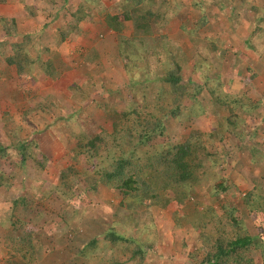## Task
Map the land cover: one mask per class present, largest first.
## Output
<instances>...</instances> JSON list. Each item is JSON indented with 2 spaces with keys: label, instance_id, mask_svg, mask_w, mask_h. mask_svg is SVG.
<instances>
[{
  "label": "trees",
  "instance_id": "trees-1",
  "mask_svg": "<svg viewBox=\"0 0 264 264\" xmlns=\"http://www.w3.org/2000/svg\"><path fill=\"white\" fill-rule=\"evenodd\" d=\"M202 1L195 0L194 6L200 7ZM246 1L240 0L235 6L240 9ZM62 2L67 4L68 0ZM177 6L176 0H115L111 11L104 0H77L67 11L56 30V43L72 32L80 33L78 26L96 8L97 16L115 34L116 56L122 60L127 92L123 100L119 97L118 105H123L115 110L108 96L114 95L118 86L99 82L102 92L98 94L95 76L88 71L84 86L75 82L67 86L73 102L69 106L47 95L23 108L20 121L8 109L0 111V225L18 229L0 247V264L35 262L36 244L26 230L29 224L46 221L40 212L41 202L51 194L66 202L56 217L73 229L72 241L77 245L74 255L80 264H144L153 249L149 243L152 212L172 201L191 205L184 212L183 222L192 231L184 250V256L192 259L189 264H254L249 256L254 250L264 262V232L254 227L250 218L252 212L264 215V194L256 184L241 192L232 180L222 176L215 149L226 132L238 140L250 137L241 126L247 124L245 117L260 114L258 106L264 97L253 101L246 92L230 88L233 77L223 70V60L214 51L216 38L208 42L210 52L194 51L192 70L200 73L202 83L183 81L181 69L189 57L162 32L178 14ZM24 7L29 16L34 14V6L24 3ZM251 7L254 14L248 22L247 37L256 32L264 37V19L257 14L264 9ZM236 11L234 22L240 19ZM205 17L189 26L182 22L187 27H181L184 34L202 26ZM126 21L131 24L128 34L123 32ZM9 22L10 30L5 28L4 35L16 34L18 38L7 41L3 36L0 48L5 50H0V56L6 63L2 71L12 88V102L18 100L21 91L27 92L22 79L35 84L38 76L55 78L59 71L53 57L41 56L46 48L40 46L37 33H19L14 19L9 18ZM245 45L252 51L256 46ZM95 53L92 49L87 60H97ZM35 113L42 115L38 119L44 118L42 128L23 134L24 123L30 126ZM71 116L74 119L68 121ZM199 117L209 121L206 130L194 125L184 137L168 139L165 120L184 124ZM46 129L58 140L62 156L66 155L65 165L56 170L51 182L42 177L49 157L37 140ZM259 148L263 151L260 154L252 143L247 151L252 156L259 154L264 162V145ZM28 166L32 176L26 182L18 174ZM76 185L86 198L96 202L103 199L99 186L119 195L117 205L110 207V218L97 222L103 226L101 232L88 238L72 228L86 208L67 210L75 198ZM215 204L224 209L223 213L217 212Z\"/></svg>",
  "mask_w": 264,
  "mask_h": 264
},
{
  "label": "rangeland",
  "instance_id": "rangeland-1",
  "mask_svg": "<svg viewBox=\"0 0 264 264\" xmlns=\"http://www.w3.org/2000/svg\"><path fill=\"white\" fill-rule=\"evenodd\" d=\"M8 1L16 11H22L23 14L26 13L24 0ZM27 1L29 2L30 0ZM34 1L32 0V2ZM238 1L240 2V0H203L199 2L200 7H195V0H176L178 14L166 23L162 28V32L178 43L187 53L189 60L182 67L181 76L183 81L189 80L195 83H202V76L199 72L192 70L191 64L196 58L194 57V51L202 49L204 53L210 52L208 42L216 38L214 51L218 59L223 60V70L233 77V81L230 82V88L244 91L251 100L256 101L264 97V37L259 32L247 37V26L254 14L252 13L251 6L264 9V0H247L240 5L242 6L240 9L235 6ZM0 2V18L5 17L0 21V39L4 36L7 37V41H12L18 38L16 34L4 35L5 28L6 30H10L8 19L10 17L3 16L2 14L5 13L3 8L9 10L7 7L8 3L6 0ZM76 2L77 0H68L67 4L61 0L55 2L48 0L35 2L34 4H37V9L44 6L53 11V13L50 12L51 16H54L57 12L60 14L57 18L51 17L50 21L44 16L45 11L42 12L41 10L38 15L28 20L23 17L24 15L19 16L22 23H17L18 32L37 31L32 33L39 35L40 46L46 48L41 53V56L44 59L53 57V65L59 71V74L55 78L44 77L40 79V76H38V82L35 84L27 79L24 81L22 79V86L26 88L25 91L27 92L21 91V96L15 95L18 97V100L14 99L16 101L10 102V89L12 90V88L9 87L6 75L2 71L6 63L0 56V111L8 109L12 116L20 121V111L23 108L31 105L36 98L40 99L44 96L47 97V95L55 96L64 106H69L73 102L70 99L72 97L67 90V86L74 82L84 86L89 80L88 71L95 76V81L97 82L96 92L98 94L102 92L98 85L99 82L102 81L101 83L105 84L109 77L116 78V81L119 83L117 85L119 90L114 95H109L108 99L111 100L110 105L115 110L121 108L123 104L118 105V101H120L119 97L123 100L125 98L124 93L127 92V84L121 87L123 82L119 80V78H125V74L121 69L122 60L116 56L114 50L115 34L113 32L111 34H109L110 32L104 33L101 27L103 23L100 21V18L96 15H91L95 13L96 10L94 9L96 8L92 9L91 14L89 13V16L94 18V22L91 19L92 23L88 26L90 17L87 16L85 18L86 23L83 24L84 21H82L83 26H81V31L86 28L85 26L87 28L91 27L92 30L96 29L97 33L93 37H90L89 34L87 35L86 31L81 33L72 32L64 41L56 43V31H54V27L57 22L60 24L63 21L67 11L72 9ZM104 3L113 11L115 0H104ZM235 9L239 10V12L236 11L240 16L238 22H234L232 19ZM231 11L232 15H230ZM257 14H261L264 19V12L260 11ZM202 15L207 16L205 17L207 19L206 22L198 27V29L184 34V31L181 29L184 26L182 22H185L188 26L192 25ZM43 23L45 24L42 25ZM184 28L187 29L185 26ZM87 40L89 41L87 42ZM245 43L249 45L254 43L256 46L252 51L246 47ZM91 45L97 48L100 46L99 50L101 52L98 50L100 56H98L97 60H87L89 57L86 58L91 52L88 48ZM0 50H5V47H1ZM94 50L97 52L96 49ZM96 61L98 63L95 64ZM96 71L97 75H95ZM118 73L121 75L116 77ZM91 108H87V112L90 115L92 112ZM258 110L260 111L259 115L245 117L244 120L247 124L241 126L244 132L250 133V137L238 140L232 133L226 132L223 135L222 141L216 144L215 149L218 152L217 158L220 160L218 170L222 176L232 180L241 192L248 190L253 184H256L262 194H264V162L258 156L260 152H263L259 147H263L264 145V103L258 106ZM38 113L32 116L33 122L30 126L28 123H24L23 134L36 127L39 128L41 126L40 129L42 128L44 118L38 119V117L42 116ZM96 113H98L97 110ZM87 118L90 119L91 116H87ZM72 119L74 117H68V121ZM164 124L169 135L168 139L176 140L180 136L184 137L189 128L194 125L206 130L209 121L205 117H199V119H194L190 123L183 124L168 119L164 121ZM37 140L49 157V162L42 177L47 182H51L56 177V170L65 165L66 155L62 156L59 151V142L50 129L39 133ZM252 143L256 144L259 151V154H255L254 156L250 155L247 151V147ZM10 168L9 166L7 170ZM31 174V167L28 166L18 174V178L23 177L28 182L32 176ZM97 190L103 195L101 202H96V199L93 201L86 198L78 185H76L73 188L75 194L73 203L72 205L70 203L67 207V210L86 208L85 212H83L84 216L78 221L80 226H76L78 222L72 223V228L84 234L85 238L101 232L103 226H98L97 222H101V219L110 218V207L117 205L116 203L119 199V195L115 191H110L101 186L97 187ZM236 194H233L235 198ZM65 203L61 197L51 194L41 202L42 209H40V212H42V215H44L43 219H46V221L42 222L41 225L33 223L27 227L26 231L30 230L31 239L36 244L37 257L32 264H80L74 255L77 245L72 241L74 235L71 230L73 229L69 230V224L64 223L62 219L56 217L58 216L56 213L62 212L66 206ZM184 205L187 206L184 207ZM188 205L191 206L190 202L183 204L180 201H172L163 209L153 210L152 215L154 219L152 229L150 230L151 236H149V243L152 244L153 249L148 252V260L144 264H189V262H192V259L184 256L186 242L189 236L192 235L191 228L183 223L186 218L184 212H186ZM196 206H199V204ZM214 206L217 212L223 213L224 209L219 204H215ZM250 218L252 225L263 233L264 215L261 212H252ZM16 230L18 229L11 225L7 227L0 225V247L5 245L4 242L7 236L17 234ZM249 256L254 264H264L257 250L252 251Z\"/></svg>",
  "mask_w": 264,
  "mask_h": 264
},
{
  "label": "crops",
  "instance_id": "crops-1",
  "mask_svg": "<svg viewBox=\"0 0 264 264\" xmlns=\"http://www.w3.org/2000/svg\"><path fill=\"white\" fill-rule=\"evenodd\" d=\"M0 1H3V0H0ZM7 1V3L9 2L8 0H6ZM18 1V0H17ZM25 2V4H27V5H32V6H34L35 8H34V14L32 15V16H29L27 13H25V14H23L22 13V11H16V9L15 8H12L13 7V5H11V3H8L7 4V7L9 8V10L7 9V8H3L5 11V13H2L3 14V16H6V17H10L11 19L13 18L14 19V21H15V25H16V28L18 29V27H17V23L19 22V23H22V21L20 22V15H24L23 17H25L26 18V20H28L29 18H31V17H35V15H38V13L40 12V10L43 12V11H45L44 12V16H46L47 17V19H49V21H50V18L52 17H55V18H57V16H59L60 14L57 12V14H54V16H51L50 15V12L51 13H53V11H51V10H49L48 8H46V7H44V6H41V7H39L38 9H37V7H36V5L37 4H34L35 2H42V0H35L34 2H32V0H30L29 2L27 1V0H24ZM55 1H58V0H53V2H55ZM62 1V0H61ZM1 3V2H0ZM1 6V5H0ZM13 9H15V10H13ZM7 10V11H6ZM91 14V13H90ZM89 13H88V15L87 16H89L90 15ZM91 15H96L97 16V14H91ZM87 16H86V18H87ZM19 17V19H17ZM90 17V16H89ZM5 18V17H4ZM9 19V18H8ZM91 19L93 20V22H94V18L93 17H90V19H89V23H88V26H90L91 25ZM100 21H101V19H100ZM102 22V21H101ZM59 22H57L56 23V25H55V27H54V31H56L57 30V28H58V24ZM86 22L84 21V24H85ZM103 23V22H102ZM45 23H43L42 25H44ZM83 26V25H82ZM130 26H131V24H130V22H128V21H126V22H124V29H123V32L124 33H126V34H128L129 33V31H130ZM79 28H77L78 30H80V33L81 32H83V31H86V33H87V35L89 34V36L90 37H93L94 35H95V33H97L96 32V29L95 30H92L91 29V27L90 28H87V26H85L86 28L84 29V30H82L81 31V26H78ZM102 27V31H104V33H108V32H110L109 34H111V32H113V31H111V30H109V29H107V27H106V25L103 23V26H101ZM28 32H37V31H28ZM77 33H79L78 31H77ZM88 37V36H87ZM89 39V38H88ZM90 40V39H89ZM89 40H87V42L89 41ZM58 44V43H57ZM114 46H115V41H114ZM75 47V46H74ZM105 47V46H104ZM116 47V46H115ZM115 47H114V50H115ZM91 51H92V49H96L97 50V52L95 53V55H96V57H98V56H100V53H98L100 50V46H99V48H97V47H94V46H90V47H88ZM99 50V51H98ZM101 52V51H100ZM115 53H116V50H115ZM96 63H98V61H96L95 62V64ZM122 69V68H121ZM112 75H114V74H112ZM121 74L120 73H118L117 74V76L116 77H118V76H120ZM42 77L40 76V79H41ZM119 80L121 81V82H123V84L121 85V87L122 86H124V84L126 85L127 84V80H126V77L125 78H119ZM102 82V81H101ZM107 84L108 85H113L114 84V86H117V85H119V83L116 81V78L115 77H109L108 79H107Z\"/></svg>",
  "mask_w": 264,
  "mask_h": 264
}]
</instances>
